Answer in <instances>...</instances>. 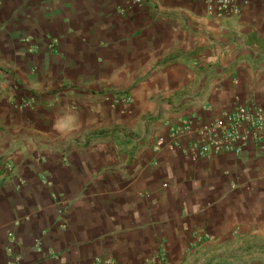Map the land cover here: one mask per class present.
<instances>
[{
    "label": "crops",
    "instance_id": "0c3cea01",
    "mask_svg": "<svg viewBox=\"0 0 264 264\" xmlns=\"http://www.w3.org/2000/svg\"><path fill=\"white\" fill-rule=\"evenodd\" d=\"M248 99L264 0H0V264H264V157L158 143Z\"/></svg>",
    "mask_w": 264,
    "mask_h": 264
},
{
    "label": "built area",
    "instance_id": "2783aa9c",
    "mask_svg": "<svg viewBox=\"0 0 264 264\" xmlns=\"http://www.w3.org/2000/svg\"><path fill=\"white\" fill-rule=\"evenodd\" d=\"M140 2L141 0H137ZM206 11L215 17L240 14L250 0H203ZM115 104L131 105L130 94L117 95ZM31 101L19 107H29ZM158 143L170 148H180L187 156L197 159L213 154L242 155L253 146L264 157V108L253 99L239 101L224 107L209 118L193 115L172 126L169 133L161 135ZM96 264H113L110 259L98 258Z\"/></svg>",
    "mask_w": 264,
    "mask_h": 264
}]
</instances>
